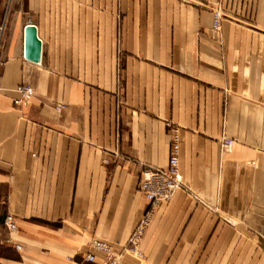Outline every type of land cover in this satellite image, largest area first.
I'll return each mask as SVG.
<instances>
[{
	"label": "crops",
	"instance_id": "crops-1",
	"mask_svg": "<svg viewBox=\"0 0 264 264\" xmlns=\"http://www.w3.org/2000/svg\"><path fill=\"white\" fill-rule=\"evenodd\" d=\"M167 123L185 189L137 258L123 246L147 207L141 172L168 162ZM93 238L128 264H264V0H0V264H107Z\"/></svg>",
	"mask_w": 264,
	"mask_h": 264
},
{
	"label": "built area",
	"instance_id": "built-area-1",
	"mask_svg": "<svg viewBox=\"0 0 264 264\" xmlns=\"http://www.w3.org/2000/svg\"><path fill=\"white\" fill-rule=\"evenodd\" d=\"M223 18L222 8L217 5L212 9L211 29L218 31L220 29L221 20ZM17 96L15 101L21 105L27 106L32 103L34 89L29 85L19 84L16 87ZM170 127L169 135V158L165 166H146L141 172L138 182V189L147 201V207L135 224L124 250L133 254L137 258H142L143 253L140 250V244L144 234L155 217V213L162 202L169 200L177 190L185 189L179 171V146H180V127L167 123ZM233 144L230 138H223L221 146L229 148ZM4 227L8 233L7 241L12 242V234L17 230V224L12 215L8 214L4 218ZM91 249L100 250L105 253V262L107 264H128L123 262L119 255L114 253L112 245L98 238H93L89 242ZM19 244H15V248H19ZM94 254L88 252L84 256L85 262L94 260ZM66 264H75L70 257L67 258Z\"/></svg>",
	"mask_w": 264,
	"mask_h": 264
},
{
	"label": "water",
	"instance_id": "water-1",
	"mask_svg": "<svg viewBox=\"0 0 264 264\" xmlns=\"http://www.w3.org/2000/svg\"><path fill=\"white\" fill-rule=\"evenodd\" d=\"M41 40L37 35L36 26L28 22L24 26V57L31 62H39L41 59Z\"/></svg>",
	"mask_w": 264,
	"mask_h": 264
}]
</instances>
